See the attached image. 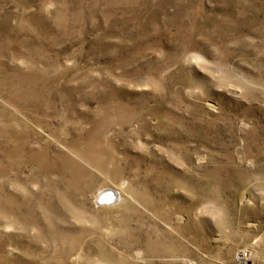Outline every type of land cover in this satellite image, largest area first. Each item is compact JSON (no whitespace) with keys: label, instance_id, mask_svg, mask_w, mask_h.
I'll list each match as a JSON object with an SVG mask.
<instances>
[{"label":"rangeland","instance_id":"1","mask_svg":"<svg viewBox=\"0 0 264 264\" xmlns=\"http://www.w3.org/2000/svg\"><path fill=\"white\" fill-rule=\"evenodd\" d=\"M0 264H264V0H0Z\"/></svg>","mask_w":264,"mask_h":264},{"label":"bare ground","instance_id":"2","mask_svg":"<svg viewBox=\"0 0 264 264\" xmlns=\"http://www.w3.org/2000/svg\"><path fill=\"white\" fill-rule=\"evenodd\" d=\"M112 197H113V193H111V192H106L105 194H103V195H100V198H101V200L102 201H111V199H112Z\"/></svg>","mask_w":264,"mask_h":264}]
</instances>
